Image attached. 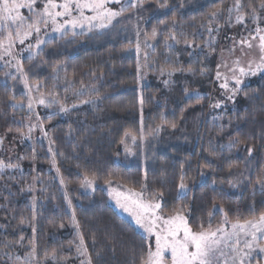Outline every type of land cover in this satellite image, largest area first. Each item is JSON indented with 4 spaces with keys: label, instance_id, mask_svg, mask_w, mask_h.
Instances as JSON below:
<instances>
[{
    "label": "trees",
    "instance_id": "16d2710c",
    "mask_svg": "<svg viewBox=\"0 0 264 264\" xmlns=\"http://www.w3.org/2000/svg\"><path fill=\"white\" fill-rule=\"evenodd\" d=\"M232 2L167 0L168 7L159 8L156 0H145L143 7L126 10L104 31L51 40L31 60H23V72L28 82H40L45 94H53L65 106L76 105L64 114L43 115L37 120L26 106L23 77H9L0 68V136L12 146L8 163L20 165L0 173V264H25L23 257L31 251L29 241L36 245L39 264H81L86 258L77 252L78 232L92 264H140L148 239L114 208L104 189L81 190L85 173L95 174L102 184L110 179L137 191L146 182L148 194L163 192L165 214L184 209L194 229L201 222L207 227L209 212L213 213V227L222 222L223 213L214 205L227 211L233 221L237 216L241 221L258 218L259 212L249 209L255 204L264 210V191L255 182L264 174V73L243 85L224 107H211L220 45L213 33L210 36L201 27L209 12L226 11ZM242 2L246 25L264 24L254 22L247 7L253 4L257 14L264 16L260 0ZM143 28L145 39L154 48L147 56L148 67L141 75L144 83L139 86V61L131 49L137 31ZM154 28L157 34L152 38ZM173 32L181 42L168 40L169 48L165 40ZM162 67L185 71L169 79L166 72L161 75ZM201 69H207L206 73L202 75ZM82 85L90 90L95 86L92 96L98 92L99 98L94 103L79 102L89 99L74 94ZM197 91L202 97L199 103ZM141 121L146 139L138 138L131 143V152L124 151L129 140L124 132L133 129L139 133ZM34 122L42 123L47 136L40 126L30 133L31 139L16 131L27 133L28 124ZM173 123L175 128L170 126ZM157 124L163 125L161 131L148 136V130ZM48 139L55 151V165ZM236 139L242 143L229 148ZM182 178L190 191L177 199ZM33 197L46 201L37 202L36 219L31 221ZM21 217L29 222L21 224ZM20 236L24 240L18 243ZM52 249L56 260L50 258ZM45 252L49 253L47 260Z\"/></svg>",
    "mask_w": 264,
    "mask_h": 264
},
{
    "label": "snow or ice",
    "instance_id": "6c2138e0",
    "mask_svg": "<svg viewBox=\"0 0 264 264\" xmlns=\"http://www.w3.org/2000/svg\"><path fill=\"white\" fill-rule=\"evenodd\" d=\"M145 0H128L126 5H122L120 9L113 10L108 7L110 3L120 4L121 0H45L43 7L37 9V0H0V49H3V53L0 54V59H3L4 55H12V48L14 47L16 41L23 44L26 39L30 38L33 33L36 34L35 43H29L27 45V51L30 55L29 60L33 58V50H38L42 45L50 43L40 38L41 29L51 27V31L55 33H60L61 35H67L69 32L75 36L76 29H82L85 31H92L94 28L105 29L108 28L113 20L123 12L128 9L143 7ZM159 8H167V0L163 3L160 0H156ZM183 6V5H181ZM245 5L242 0H233V4L226 11L228 13L229 22L232 19V14L236 13L235 21L236 23H242L245 20L246 13L244 12ZM248 8L251 9V17L255 21L259 19L257 14V8L251 3H248ZM260 9L264 10V0H260ZM27 9L31 15L25 16L21 12V9ZM93 13L92 15H85V11ZM224 9L217 8L215 11H211L207 16V23H201V27H206L209 35L211 36L213 32L218 31L214 29L212 24L219 17L222 16ZM76 13V14H74ZM176 20L173 18L172 26L176 25ZM264 29L257 27L255 29V35H251V40H256L258 37V43L254 45L248 38L241 39L239 44L241 47V54L247 55L244 52L243 46L251 50L254 47L259 52V58L250 59L247 62V66L241 65L240 57H237L233 61V67L229 68L232 76L229 78L223 75L219 68L221 65L217 66V71L215 73V78L218 81H222L219 84L221 89L226 90L227 93H231L227 96L229 100L238 94L241 89L240 85L243 84V79L241 77L255 76L257 73H264ZM157 34V29L152 30V38H155ZM44 35H47L45 32ZM137 39L135 41V51L137 57L141 55V45H140V31L136 33ZM168 40L179 44L181 41L176 38L175 33H170L168 39L165 43L169 48L172 47L168 43ZM131 43V41L129 42ZM184 43L188 46H192V42L185 40ZM146 47H153V45L147 44ZM214 50V49H213ZM230 52H235V47L229 49ZM144 57L147 58L148 53H143ZM15 58V57H14ZM17 67L19 71H22L21 61L17 60ZM223 67H228L227 63L223 64ZM140 71L139 62L137 63V72ZM185 71L183 68L178 67H168L160 68V73L163 75L167 73L169 79L176 73ZM187 71L193 72L192 68H188ZM207 69H201V74H205ZM238 73V74H237ZM24 86L28 89V103L27 107L30 112L34 111L33 104L44 105L45 107H52L53 105H58V112H68L69 108L65 106L61 101L55 99L53 94H49L47 101L43 94L39 97H32V87L28 84L27 74H24ZM15 79V77H13ZM229 80L234 81V86L229 87ZM82 83V82H81ZM168 81H165L167 84ZM41 85L36 84V91H40ZM67 91V88L65 89ZM95 91V86L92 89H88L87 86L82 85V89L79 92L74 93L79 97L88 96L89 99H81L80 103H94L95 99L99 98V93L96 96H92V92ZM185 93H188V89H184ZM247 95V93H245ZM15 99V97H13ZM202 97H200L199 92H196L197 103L200 102ZM141 105L143 104V97L141 96ZM221 101H216L211 107L219 108L221 107ZM72 107H76L75 104ZM142 111V109H141ZM38 117V113L36 114ZM32 117L29 116L28 120L31 121ZM37 126L41 127V131H44L42 123L40 125L28 124V132L24 133L19 128L16 129L22 138L31 139L30 133ZM162 124H157L148 130L147 135L153 136L161 131ZM175 128L176 125L173 123L170 125ZM8 132H12V128L7 129ZM44 135L47 136V132L44 131ZM124 138H130L133 143L137 139H146L144 133L143 122L141 121V127L139 133L133 129H129L124 132ZM121 139V143H125V139ZM4 136H0V146L4 144ZM242 141L236 139L232 140L228 147L234 148ZM127 145H125V151H128ZM51 151V148H49ZM35 149H33V153ZM249 155H251L252 149H248ZM25 157H19L18 159H24ZM35 158L34 155L32 157ZM53 165H55V153H53ZM19 163L12 164L6 163L4 160L0 159V170L5 168H19ZM57 173L59 169L57 168ZM98 177L95 174L89 176L85 173L83 181L81 182L82 188H93L96 185ZM146 181V175H145ZM61 184H64V180L61 179ZM257 185H259L260 190L264 191V174L258 175L255 179ZM105 184L111 187L112 181L105 180ZM236 187V184H232ZM177 199L184 197L186 193L190 191L188 185L184 182L183 178L178 184ZM142 191H134L129 189V194L115 192L113 189L110 191V195L115 192L114 199L125 211L130 212L131 215L135 217L136 223L144 229L149 237L154 236V244L149 243L147 251L140 258V264H252V260L256 259L253 253L259 252L264 253V210L257 209L255 204L249 209L250 212H259L258 218L244 219L241 221L239 216L233 221L229 218L228 212L222 207L214 205V208L219 207V211L223 213V221L213 227L212 217L213 213H208V223L207 227L203 222H201L195 229L188 221V217L183 214L184 209H177L172 214H165L162 209L163 192L160 190L153 191L145 196V191L147 189V183L141 185ZM67 196V192H65ZM69 207H71V200L68 201ZM36 198L33 197L31 205V221L36 219ZM264 208V205H262ZM72 220L75 223L77 229L79 227L78 222L75 218L74 211L72 212ZM29 222L27 218L21 217L20 223L24 224ZM230 226V228H229ZM63 227V225H61ZM35 227H33V233L35 234ZM80 235V243L77 246V252L79 255L84 256L86 259L82 261L81 264H92L91 255L88 253L87 247L85 246L83 236ZM24 237L20 236L19 242H23ZM31 245V251L23 257L25 264H39L36 259V245L29 241ZM7 246V245H5ZM50 258L56 260V250L52 249ZM17 260L21 257L17 256ZM44 259H49V253L45 252ZM256 264H260V261L256 259Z\"/></svg>",
    "mask_w": 264,
    "mask_h": 264
},
{
    "label": "rangeland",
    "instance_id": "374dc122",
    "mask_svg": "<svg viewBox=\"0 0 264 264\" xmlns=\"http://www.w3.org/2000/svg\"><path fill=\"white\" fill-rule=\"evenodd\" d=\"M45 0H37V3H36V8L37 9H41L43 7V4H44ZM58 2H60V0H58ZM128 3V0H121V3L120 4H116V3H110L108 5V7L112 8L113 10H119L120 7L122 5H126ZM233 4V2L230 4L229 7H231ZM228 7V8H229ZM141 7H136L135 9L138 10L140 9ZM227 10V9H226ZM21 12L23 13V15L25 16H30L31 13L25 8V9H21ZM76 14V13H74ZM93 13L89 12V11H85V15H92ZM122 15V14H121ZM235 15L236 13H233L232 14V19L231 21L229 22L228 20V13L226 11L223 12L222 16L219 17L216 21L213 22L212 24V27L214 29H218V31H215L213 32V39L215 42H218L219 45H220V48H219V60H218V63H217V66L218 65H221V67L219 68V71L223 74V75H226L228 76L229 78L232 76V73L229 71V68L233 67V61L237 58V57H240L241 59V65L243 66H247V62L250 60V59H257L259 58V52L258 50L254 47L253 49L249 50L247 49L246 46H243L244 48V52L247 53V55H242L241 54V45L239 44V41L241 39H244V38H248L249 40H251V36H250V33L251 35H255V29L257 27L261 28V29H264V24H261L260 26L258 25H255V26H252V27H248L246 25V20H244L242 23H236L235 21ZM259 16V19L257 20H253L254 22H258V21H264V16H260V14H258ZM121 16L115 18L112 22V24L118 20ZM224 19V21H221V19ZM247 17L245 16V19ZM139 21H143V19H139ZM144 22V21H143ZM264 23V22H263ZM111 24V25H112ZM110 25V26H111ZM109 26V27H110ZM108 27V28H109ZM108 28H105V29H99V28H94L92 31L90 32H93V31H104ZM76 33L77 34H81V33H90L88 31H85V30H82V29H79L77 28L76 30ZM140 31V36H139V40H140V45H141V55L139 56V58L137 57L138 61H139V65H140V71H139V86H142L144 81L142 79V76L143 73L147 70V58L144 57L143 53L144 52H147L148 55H150V51L151 49L154 48V43H151L148 39H145V28L139 30ZM47 33V35H44V33ZM68 34H71V32H69ZM264 34V33H262ZM63 36H66V35H61L60 33H55V32H52L51 31V27H48V28H42L41 29V34H40V38L46 40V41H51L55 38H60V37H63ZM35 39H36V34L33 33V35L26 39L25 42L23 44L19 43V41L17 40L14 47L12 48V55H4L3 56V59H0V68H3L7 74V76L9 77H12V76H19V77H23V80L25 79L24 78V72H23V66H22V63H23V60L28 58L30 53L29 51H27V45L29 43H35ZM137 39V38H136ZM145 41H147V44H150V45H153V47H146L145 45ZM251 42L256 45L258 43V37L256 40H251ZM44 47V45L41 46L40 49L38 50H33L34 53H39L40 50ZM235 47V52H230L229 49ZM131 51L133 53L136 54V51H135V46L132 47ZM3 53V49H0V54ZM37 54H34V56H36ZM137 56V54H136ZM15 57V58H14ZM17 60H20L21 61V66H22V71H19L18 70V67H17ZM224 63H227L228 67H223V64ZM217 71V69H216ZM238 74V73H237ZM259 74L261 73H257L255 76H246V77H241V79H243V84H241L239 87L241 88L243 85L251 82L254 80V77H257ZM217 81V85H216V89L214 91V97H213V102L215 103L216 101H221V106H223L224 104H227L230 100L227 98L228 95H230L231 93H227L226 90L224 89H221L219 87V84L222 82V81ZM28 84L30 86H33L32 87V92H31V96L32 97H39L41 94L44 95L46 101H47V98H48V94H45L41 89L39 92L36 91V88H35V85L36 84H39L41 85L40 82H34V83H30L28 82ZM232 86H234V81H231L229 80V87L231 88ZM25 95H26V106H27V103H28V89L26 88L25 89ZM55 99H57L55 97ZM58 100V99H57ZM69 108V110L73 109L72 106H67ZM224 107V106H223ZM222 107V108H223ZM57 108H58V105H53L52 107L48 108V107H45L44 105H39V104H36L34 103L33 104V109L34 111H32L34 113V117L37 119V120H41L42 116L43 115H54V114H64L66 112H58L57 111ZM28 109V107H27ZM29 110V109H28ZM38 113V117H37V114ZM34 124H36V122H34ZM51 139H48V147L51 148L52 152L55 153V151L52 149V143L50 142ZM130 140V141H129ZM127 144L125 143L123 145V150L125 151V145H127L128 147V151L131 152V143H133L131 141V139L129 138ZM8 140H5L4 139V144L3 146H0V159L4 160L6 163H8L9 161H7V159L10 158V151H11V145H8ZM136 143V142H135ZM134 144V143H133ZM9 169H14V168H5L3 170H0V173H3L4 171L6 170H9ZM98 188H102L104 189V191L108 194L109 196V201L110 203L114 206V208L124 217H126L127 219H129L132 223L135 224V226L138 228V230L143 233L145 235V237L148 239L149 243H152L154 244V236L152 237H149V234L146 233L144 231L143 228H141L137 223H136V220H135V217L133 215L130 214V212L128 211H125L123 208L120 207V205L117 203L116 199H114V195H115V192H119V193H124L125 195H128L129 194V189L131 188H128V187H124L122 186L121 184L119 183H114L112 182L111 184V187H109V185L105 184V183H100L98 180L96 182V185L93 188H82L81 187V190L85 193H92L94 191H96V189ZM115 190V192H113L112 195H110V191L112 190ZM133 190V189H132ZM134 191H137V190H134ZM138 191H142V190H138ZM145 191V196L148 195V192L147 190H144ZM45 197L43 198H39L38 200L36 199V202L39 203H43L46 201V199H44ZM221 207V206H219ZM219 207H217L216 209H219ZM69 209L72 210V206L69 207ZM185 216H187L186 214H184ZM224 219V217H223ZM222 219V221H223ZM189 221V220H188ZM230 228V226H229ZM253 256L258 259L260 261V264H264V253H259L258 251L253 253ZM256 259H253L252 260V264H256ZM231 264V262H230Z\"/></svg>",
    "mask_w": 264,
    "mask_h": 264
}]
</instances>
